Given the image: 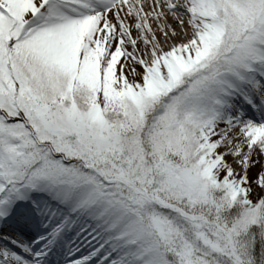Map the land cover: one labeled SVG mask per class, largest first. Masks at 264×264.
I'll return each mask as SVG.
<instances>
[{
    "label": "snow or ice",
    "instance_id": "snow-or-ice-1",
    "mask_svg": "<svg viewBox=\"0 0 264 264\" xmlns=\"http://www.w3.org/2000/svg\"><path fill=\"white\" fill-rule=\"evenodd\" d=\"M0 264H264V0H0Z\"/></svg>",
    "mask_w": 264,
    "mask_h": 264
}]
</instances>
